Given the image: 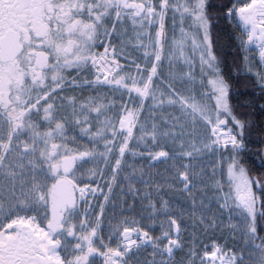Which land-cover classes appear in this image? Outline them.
Here are the masks:
<instances>
[{
    "label": "snow or ice",
    "instance_id": "obj_1",
    "mask_svg": "<svg viewBox=\"0 0 264 264\" xmlns=\"http://www.w3.org/2000/svg\"><path fill=\"white\" fill-rule=\"evenodd\" d=\"M0 264H264V0H0Z\"/></svg>",
    "mask_w": 264,
    "mask_h": 264
},
{
    "label": "trees",
    "instance_id": "obj_2",
    "mask_svg": "<svg viewBox=\"0 0 264 264\" xmlns=\"http://www.w3.org/2000/svg\"><path fill=\"white\" fill-rule=\"evenodd\" d=\"M224 54H225L226 63L228 65H233V72H234L235 63H239V60H238L239 54L236 53L234 49H228L225 51ZM239 81H240V83L238 84L237 88H234V90H233L234 91V99L237 98L236 93L238 92L239 100L242 103L243 99L245 97H247L249 93H252L254 91V88L252 86L251 81H249L247 79V77H245L243 75H241L239 77ZM255 91L258 94V89H255Z\"/></svg>",
    "mask_w": 264,
    "mask_h": 264
},
{
    "label": "rangeland",
    "instance_id": "obj_3",
    "mask_svg": "<svg viewBox=\"0 0 264 264\" xmlns=\"http://www.w3.org/2000/svg\"><path fill=\"white\" fill-rule=\"evenodd\" d=\"M167 70V62H165V71ZM117 211H118V209H117Z\"/></svg>",
    "mask_w": 264,
    "mask_h": 264
}]
</instances>
